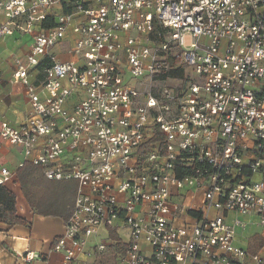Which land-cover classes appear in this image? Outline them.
<instances>
[{"label":"built area","instance_id":"2783aa9c","mask_svg":"<svg viewBox=\"0 0 264 264\" xmlns=\"http://www.w3.org/2000/svg\"><path fill=\"white\" fill-rule=\"evenodd\" d=\"M0 14V38L35 34L14 73L29 114L0 139L22 149L18 170L78 184L63 264H89L107 248L91 239L118 229L119 264H264V0H0ZM16 178L0 170V186ZM237 216L257 217L256 254L234 244Z\"/></svg>","mask_w":264,"mask_h":264},{"label":"crops","instance_id":"0c3cea01","mask_svg":"<svg viewBox=\"0 0 264 264\" xmlns=\"http://www.w3.org/2000/svg\"><path fill=\"white\" fill-rule=\"evenodd\" d=\"M5 18L0 14V24ZM38 30V26L35 27ZM35 34L15 33L12 37L0 38V126L4 121L13 126L23 124L30 111V101L27 96L26 87L14 80L16 71L15 61L23 59L30 51ZM72 34H69V40ZM63 43L61 47H56L53 52L62 60H68L67 50L71 47L70 41ZM43 78L41 72L37 70L31 74L32 83L39 85V80ZM78 96L69 100L67 106H72L79 101ZM24 161V155L20 147L11 146L0 139V170L8 168L12 171H18V166ZM17 198L18 215L24 218L30 227L14 226L10 227L0 223V264H17L16 257L12 252L23 254L27 251L40 255L43 259L42 264H63L62 255L54 251V245L60 238L65 229V223L58 218L42 217L35 215L26 202L21 191V187L16 178L15 185L10 188ZM242 222V226L236 229V238L234 244L237 247L247 249L248 251L254 245L259 252L263 247L261 230L255 216H237ZM236 218L235 214H227L229 223ZM110 231H114L121 244L128 241V233L124 230H104L98 237L91 239L90 247L103 241L109 247L114 243L111 239ZM106 240V241H105ZM97 254V253H96ZM89 264L96 263L94 258L86 259ZM120 257L117 259L119 264Z\"/></svg>","mask_w":264,"mask_h":264},{"label":"trees","instance_id":"16d2710c","mask_svg":"<svg viewBox=\"0 0 264 264\" xmlns=\"http://www.w3.org/2000/svg\"><path fill=\"white\" fill-rule=\"evenodd\" d=\"M55 25V21L51 20L43 24V27L51 28ZM42 68L41 66L40 69ZM176 75L183 77L184 73H172L171 77ZM17 177L26 202L35 215L58 218L65 224L69 221L76 200V181H49L44 177L42 168L30 163H26L17 171ZM0 223L10 227H30V224L18 215L16 195L7 186H0ZM110 234L114 245L107 251L97 252L95 264H116L118 257L124 254L125 245L119 243L114 231H110ZM249 252L256 254L257 247L253 245Z\"/></svg>","mask_w":264,"mask_h":264},{"label":"rangeland","instance_id":"374dc122","mask_svg":"<svg viewBox=\"0 0 264 264\" xmlns=\"http://www.w3.org/2000/svg\"><path fill=\"white\" fill-rule=\"evenodd\" d=\"M170 84H172V85H175V86H177L178 84L176 83V82H169Z\"/></svg>","mask_w":264,"mask_h":264}]
</instances>
